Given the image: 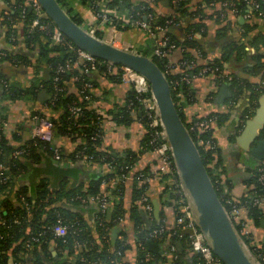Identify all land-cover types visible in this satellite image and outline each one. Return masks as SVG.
<instances>
[{"label": "trees", "instance_id": "16d2710c", "mask_svg": "<svg viewBox=\"0 0 264 264\" xmlns=\"http://www.w3.org/2000/svg\"><path fill=\"white\" fill-rule=\"evenodd\" d=\"M56 1L75 23L78 25L83 23V19L80 14L74 11L73 5L69 0ZM222 1L224 0H201L198 2L197 9L188 11V0H170L167 12L163 13L157 12L154 8V6L159 4L161 0H155L154 3L142 0H104V2H102V0H77V3L81 6L90 7L93 11L106 9L124 12L128 16L131 15V19H142L146 14H151V23L162 28L163 36L168 38L169 44H173L175 46V49L178 50V56L184 57L187 60L192 59V57H194L192 49L199 48L202 52V56L209 60L200 42L205 29V23L203 22L201 16L203 8H207L210 3L217 4ZM235 1L240 2L239 7L241 9H247V6L242 0ZM24 2V0H14L10 3L9 9L0 13V26L6 25L8 26V29H11L9 25L16 23L22 24L24 29L23 41L30 52L34 51V56L30 60V56L26 52L13 54L10 50H2L3 52H6V55L0 60L4 59L10 61L11 58L14 57V60L18 61L19 64L30 65L32 68L31 77L24 85L16 82H10L6 78L1 77L5 81L3 82L6 83V86L4 85L5 96L7 98L26 97L27 99L36 100L39 91L45 90L50 96V98L45 101L46 106H49L47 113H40L39 115L37 113H32V115H44L47 117L54 126L55 135L74 140H76L75 138H79L82 141L69 155H66L64 151L60 149L61 160L65 157L68 160H82L80 156H76L75 152L85 147L83 153L92 155L93 162H96L98 165L109 164L113 168V172L90 180L85 189L82 188L83 186H74L75 188L67 190V179L70 177V174L75 175V172L68 168L66 169L64 167H60L57 164V161L51 159L54 162L51 163L52 165L50 166L53 167L52 170L54 175H50L51 177H54L53 183L50 185L48 180L46 181V179L50 178L47 177L38 180L37 183L33 182L30 190L26 188V185H24L23 187L18 188L15 192L17 202H11L10 196L13 192L12 189L15 187L14 181L25 176L28 171H30L31 174H35L30 163L34 160H39L40 154L45 155V152L51 155V151L47 149L45 142L38 139H30L25 145L26 153H24L21 157H13L12 152L14 150V146H12L10 141L2 135L0 137V161L8 167V171L6 172L8 181L4 184L0 183V193L4 194V196L0 199V217L3 220V224H0V264H6V260L8 258L6 253L8 251L15 254L19 249V245L26 242L31 244H45L49 241H53L56 246H62L72 252L73 239H80L87 241L88 243L87 248L77 254L79 264H87L88 262L95 261H100L101 264H116V261H121L120 255L124 252L123 250L128 247L121 246L118 241L112 243L109 236L110 228L115 224L116 219L121 217L124 213L121 199L123 181H118L113 186L106 187V190H109L113 201L110 208L111 214L108 219L106 218V212L98 216L95 236H93L90 232L87 224L78 213L57 205L56 202L65 199L69 204L74 206L80 203V201L75 199L78 195L84 198L97 196L101 193L100 184L102 180H111L126 176L129 171L131 160L129 158L127 159L125 155L119 156L116 153L101 150L100 135L103 130L104 123L103 118L98 114L95 106L92 105L93 98L91 92L88 91L90 93V100H84L81 92L79 95L78 93L76 95L75 93L70 94L65 91L64 81L68 80L70 76L74 75L76 81L75 85L77 86V89L81 90L83 81L89 80V76L93 71L90 73H82L79 69H75L76 67H74L72 71L65 70L62 73H59L58 81H53V78L55 77V67L59 64L65 63L67 59H74L75 54L65 46L52 42L48 33L29 31L28 22L32 18V13L29 12L27 6L24 5ZM21 6L25 7L24 19L21 18ZM261 6L264 8V0L262 1ZM210 14L211 16L209 17L214 18L220 26L219 29H217V35L223 37L225 35V31L228 30L229 26H231V22L229 20L223 22L216 14L212 12ZM122 21L113 22L120 31L129 29L127 25H124V21ZM236 23H239V26L243 29L241 38L247 37L250 41L241 42V39L236 40L231 37V41L222 48V56L214 58L211 62L219 68H222L223 62L232 59L233 56L235 58L233 59L237 61L242 55L246 56L249 54V61L244 63L242 71L246 75L255 78V81H250L248 78L240 76L238 73H235L233 67H230L231 69L229 74L232 76V79L228 81L229 88L232 92V98H235L238 95L241 88H252L254 91V97L257 98L260 94L264 93V86L261 84L262 81H264V31L249 37V34L252 31L249 21L248 23H241L236 19ZM197 34L200 36L198 37ZM66 40L68 39L66 38ZM14 42L16 41L14 40ZM246 47L252 48V51L247 53L248 51L245 50ZM152 48V40L146 39L144 45L139 44L138 46H135V51L138 54L151 57L158 68L164 72V63L169 59H172L174 51L166 57L159 58L156 55L151 54ZM42 66L50 69V74L47 80H42V78L40 79V77H37L38 72H33L34 70L39 71ZM199 67L200 66H197L195 69H192V73L199 69ZM103 70L104 69L101 66L98 67V71ZM165 76L170 84V91L177 112L188 129L192 140L196 144L202 162L213 183L216 194L227 211L229 206L227 205L226 200L229 196H231L230 185H226V187L223 188L222 185H220L219 179L222 171H218L216 173V170H219V164H221L218 152L219 150L215 147H206L204 143L205 140H209L210 143H214L210 128L206 131H197L195 129L190 130V123L186 121L181 109L184 104H190L193 100H189L188 97L187 99L184 97L180 100V98L176 96V93L182 90L183 96L186 94L190 96L191 99H194V90L191 87L187 88L184 83L179 81V73H165ZM214 77L221 82L227 81L226 79L220 77L219 73H215ZM174 80H178V84L176 86H173ZM39 85H41V87H39ZM77 92H79V90H77ZM177 100H179V102H177ZM74 104L81 107L80 115L76 116L70 114L68 107ZM110 114L112 116V120H114L118 125L130 124L134 115L137 119H140L141 121L144 120L142 118V111L140 110V106L133 91H129L127 93L124 106L111 111ZM209 116H215V121L217 122L223 121V119L221 120L222 115L219 116L218 114H210ZM197 119L193 120L195 121ZM240 127L241 125H239V128ZM1 130L2 129L0 128V131ZM261 138H264V131L261 133ZM144 141H147L146 136H144ZM37 149L41 151L36 153L35 151ZM213 161L214 163L210 165ZM244 184L249 188L248 193L250 196L241 197L237 205L241 204L245 207L246 216H248L251 220L253 229H256L259 228L260 221L264 215L260 207L255 204L254 198L257 195L264 196V183L258 180L257 170L251 169L249 170L247 179L244 180ZM165 187H167L169 192L173 195L174 208L176 211V197L168 186L165 185ZM143 190L144 186L136 188L135 184H133L131 197L133 199L138 198ZM58 217H61L68 225L75 222V224L68 231L66 238H71L67 242H63L61 238L53 236V234L47 230V226L55 223ZM130 217L134 219L137 218L135 209L130 210ZM234 227L238 232H240V225L238 223H235ZM72 231L75 233L72 234ZM42 232L43 235L41 234ZM241 237L248 245H250V248L253 249L255 247L264 252V240L260 242V244L254 243V235L252 232L250 233V237H245L243 234ZM33 238H38L39 242H35ZM146 239H148V232L142 231L138 235L139 245L142 246V250L139 251L135 264H162L164 261L163 257L156 256L155 259L146 257V251L143 248V246L145 247ZM178 239L183 241L186 238L182 236L179 231L176 234L167 236V240L172 245H174L175 241ZM14 258L15 264H23V259H19L16 256ZM182 259L183 254L178 252L176 253V260L173 261L172 264H180Z\"/></svg>", "mask_w": 264, "mask_h": 264}, {"label": "crops", "instance_id": "0c3cea01", "mask_svg": "<svg viewBox=\"0 0 264 264\" xmlns=\"http://www.w3.org/2000/svg\"><path fill=\"white\" fill-rule=\"evenodd\" d=\"M13 1L14 0H0V13L8 10L10 3ZM69 1L72 3L74 11L80 14L83 22L89 23L90 12L88 8L79 5L77 0ZM142 1L151 2L150 0ZM163 1L164 0H161L159 4L154 6L155 10L159 13L167 12L170 0L167 3ZM200 1L201 0H188V11L197 9L198 2ZM102 2H104V0H102ZM209 16H211L210 12L206 8H203L201 17L205 23V29L200 42L209 60L222 56V48L231 41V37L236 40L241 39V42L250 41L247 37L241 38L243 29L242 32L239 33L241 27L236 21L231 23V26L225 31L223 37L218 36L217 29H219L220 26L214 18ZM236 19L241 23H248V21H244L239 17ZM123 23H125L124 25H127L129 29L120 31L122 40L134 47L139 44L144 45L146 39L143 37L141 30L131 26L125 21ZM249 24L252 28L249 37L263 32L264 16H253L249 20ZM9 26L11 29H8L6 25L0 26V51L10 50L13 54L26 52L31 60L34 56V51L30 52L23 41L24 29L22 24L16 23ZM197 36L199 37L200 35L197 34ZM14 40L16 42H14ZM245 50L249 53L252 51V48H245ZM4 53L6 54V52ZM248 55H242L237 61L234 60V56V59L226 60L223 62L224 71L229 73L230 67H233L235 73H238L244 78H248L250 81H255V78L246 75L242 71L244 63L249 61ZM176 56H178L177 49L174 50L172 57ZM14 59L13 57L10 61L4 59L0 60V119L4 122V125H2V135L14 146L13 152L25 147L26 143L31 139L30 130L33 126V121L31 119L32 113H39L43 110L46 107L45 101L50 98L49 96V98L39 99L40 93H47L45 90L39 91L36 100L27 99L26 97L7 98L5 96L4 89L6 83H4L5 81L1 77L21 85H24L31 77V66L19 64V62ZM45 69H48V72L44 75ZM75 69L78 68L76 67ZM33 72H38L37 77H40V79L47 80L50 69L42 66L39 71L34 70ZM214 76L213 74H207L196 76L192 79L191 88L194 90V99L192 98L193 101L190 104H184L181 111L188 123L193 122V119L200 117L204 118L210 114L222 115V122L214 121L210 126L211 136L214 140L213 144L214 147L219 150L218 152L221 159V164H219L221 167L219 166V170H216V173L222 171L219 178L220 185H222L223 188H225L226 185H230L231 196L227 199H231L237 204L241 197L250 196L248 193L249 188L244 184V180L247 179L249 170L256 169L260 164L264 163V158L257 160L252 157L249 152L250 150L245 149L238 143L236 137L239 135L242 125L244 126L245 120L251 118L260 108V99L264 93L255 98L252 88H241L238 95L232 98L229 82H221ZM89 81L92 83V103L98 114L103 118L104 123L100 135L101 150L110 151L119 156L125 155L127 159L129 158L131 160L129 171L123 180L121 199L124 213L121 216V220L118 222L116 221L109 230L110 240L113 230L117 229L114 242L118 241L121 246H128L123 250L124 252L122 255H120V263L135 264L139 251L142 250V246L139 245L138 235L142 231H147L149 233L155 227H162V238L146 239L145 247L143 246L146 251V257L155 259L156 256H160L164 258L162 264H172L173 261L176 260V253L181 252V254H183V259L180 264H201L198 255L190 249L185 239L183 241L181 239L176 240L174 243V250H170L172 244L167 240V236L178 232L174 199L163 182L157 155L144 141L145 135L140 121L135 115L128 125H118L112 120L110 112L124 106L127 93L131 91L130 87L117 80L114 75H107L102 71H93L89 76ZM75 83L74 75L70 76L68 80L64 81L65 91L70 94L75 93L76 95L78 93L79 95L80 89H77ZM223 86L227 87V90L223 89ZM39 87H41V85H39ZM77 90H79V92H77ZM43 111L47 113L48 110L45 108ZM238 125H241L240 129ZM75 139L76 140L55 135L56 145L60 147L66 155L71 154L82 142L79 138ZM255 144L256 142L253 145L250 143L248 148L254 147ZM40 151L41 150L37 149L35 152L37 153ZM23 154L24 153H21L18 156L21 157ZM51 159L52 155L45 152V155L40 154L39 160L31 161L32 163L30 164L35 174H31V172L28 171L25 176L14 181L15 187L12 189L13 192L10 196L11 202H17L15 192L24 185L30 190L33 182L37 183L38 180L47 177L50 179H46V181L48 180L50 185L53 183L54 177L51 176H53L54 173L50 166L52 165L51 163L54 162ZM1 162L2 161H0V164H3ZM212 163H214V161L211 162L210 165H212ZM57 164L60 167L68 168L75 172V175L70 174V177L67 179V190L75 188L74 186H83L82 188L85 189L90 180L102 176L108 171L96 162L82 160L74 161L68 160L66 157L58 161ZM140 173L145 174L147 179L142 180L141 177H139ZM133 184H135L136 188L144 186V190L139 197L134 199L131 197ZM141 195L147 196L151 206L150 210L146 209L141 202ZM3 196L4 194L0 193V199ZM56 204L70 208V211L72 208L75 209V211L72 212L78 213L81 216L90 232L95 236L96 224H98V213L93 203L86 201L72 206L65 199H62L57 201ZM239 205L242 207L241 217L245 219L250 231L254 235L253 242L260 244V242L264 240V227L259 224V228L253 229L251 220L246 216L245 207L241 204ZM131 209H135L137 220L130 217ZM110 214L108 216V211L106 212L107 219L110 217ZM149 242L156 245V248L155 246H149ZM6 254L8 255L6 264H15V256L19 259H23V264H79L77 253L73 252V250L70 252L62 246H56L53 241H49L45 244H31L26 242L19 245V249L15 254H12L11 251H8Z\"/></svg>", "mask_w": 264, "mask_h": 264}, {"label": "built area", "instance_id": "2783aa9c", "mask_svg": "<svg viewBox=\"0 0 264 264\" xmlns=\"http://www.w3.org/2000/svg\"><path fill=\"white\" fill-rule=\"evenodd\" d=\"M24 1V5L27 6L29 12L32 13V18L28 22L29 31L48 33L52 42L65 46L75 54L74 59H67L65 63L59 64L55 67V77L53 78L54 82L58 81V74L62 73L65 70L71 71L74 67H78V69L82 73H90L91 71H98V67L101 66L104 69L102 71L103 73L107 75H114L117 80L128 85L131 91L135 93V98L143 114L142 118L144 120H138L140 121L144 131V135L147 138L146 144L157 155L159 159L161 175L164 177L163 182L166 186L169 187V189L174 193L176 197L175 203L177 230L181 233L182 236L186 238L185 240H187L190 249L198 255L201 264H223L222 261L213 253L212 249L208 246L202 231L196 224L195 218L189 207L186 194L181 185L176 166L174 164L170 144L165 138L163 125L158 116L153 95L150 91V87L146 79L138 72L129 68L128 66L113 64L109 61L99 60L94 56L90 55L89 53L77 48L70 40H66V37L58 30V28L52 23V21L47 18L43 9L38 3V0ZM150 1L153 3L155 0ZM242 1L247 6L246 10L241 9L239 7L240 2H236L235 0H224L217 4L210 3L206 9L210 13L212 12L216 14L221 19V21L226 22V20H229L231 23L235 22L236 18L238 17L243 19L244 21H249L255 15L264 16V8L261 6L263 0ZM88 10L90 12V22H83L81 26L85 27L88 33L96 36L97 38L105 42L110 43L113 46L135 51L134 46L122 40L120 30L117 29L116 25L113 22L123 20L129 23L131 26L139 28L145 39L152 40V55H156L159 58L166 57L175 49V46L173 44L168 43V38L163 36L162 28L158 25L156 26L151 23V14H146L142 19H131V15L128 16L124 12H119L115 10L111 11L101 9L99 11H93L90 7L88 8ZM20 13L21 18L24 19V6H21ZM241 32L242 28H240L239 33ZM246 49H249V47H246ZM192 51L194 55L192 59L187 60L184 57L177 56L175 58L172 57V59L166 61L164 63V72L162 71L164 76L165 73H179V81L184 83L187 88L191 87V81L196 76H203L207 74L215 75V73H219L220 77L226 79L227 81H230L232 79V76L229 73L225 72L223 67L219 68L218 66L214 65L211 60H207L204 56H202V52L199 48H194L192 49ZM5 55L6 54L3 51H0V59ZM197 66H200L199 69L192 73V69H195ZM177 84L178 80H174L173 86H176ZM261 84L264 86V81H262ZM91 90L92 83L89 80H84L82 83V89L80 90V92L83 94L84 100H90V93L88 91L91 92ZM176 96L180 98V100L184 97L186 99L188 97L189 100H192L191 97L186 94H184L183 96L182 90L178 91L176 93ZM177 102H179V100H177ZM45 108L46 110H48L49 106H46ZM45 108L43 110H45ZM43 110H41L37 114H46V112ZM68 110L71 115L77 116L81 114V107L77 104L69 106ZM31 119L33 121V126L30 130L31 139H38L45 142L47 149L51 151L52 159L57 162L60 161L62 159L60 147H58L55 143V133L53 128L54 126L52 122L44 115H32ZM214 121L215 116H207L204 118H200L193 122H190L189 129H195L197 131H206L209 130L211 124ZM2 125H4V122H2V120L0 119L1 129ZM1 136L2 130L0 131V137ZM204 143L209 148L214 147V144L210 143L209 140H205ZM84 150L85 147L76 151V156H80L82 161H92V155L83 153ZM25 152L26 147H23L22 149L13 152L12 156L15 157ZM101 166L104 167L105 170H108L107 173L113 172V168L111 167V165L103 164ZM256 170L258 173V180L264 183V165L260 164ZM7 171L8 167L4 164H0V183L2 184L7 183L8 181V176L6 175ZM107 173H104L103 175ZM125 177L111 180L104 179L100 184V194H98L97 196H89L87 198L78 195L75 197V199L83 203L86 201L93 203L97 210L98 216L100 214H104L111 208L113 204L112 196L110 195L109 190H106V187L113 186L118 181H123ZM139 177H141L142 180L147 179V176L143 173H140ZM140 200L144 204L145 208L150 210L151 206L147 196L141 195ZM254 201L255 204L260 207L264 215V196L257 195L254 198ZM226 203L229 206V209L227 210L229 218L231 219L233 224L238 223L240 225L239 233L241 235L243 234L245 237H250L251 232L249 226L247 225L245 219L241 217L242 207L234 203V201H232L231 199H227ZM120 220L121 217H118L116 219L117 222ZM0 224H3V220L1 217ZM74 224L75 222L68 225L64 222L61 217H58L55 223L50 226H47V230H49L53 234V236L61 238L63 242H67L71 237L67 239L66 236L68 235V231ZM185 231H188L189 233H185ZM71 233L74 234L75 232L72 231ZM41 234L43 235V232ZM162 236V227L154 228L148 233V239H160L162 238ZM33 239L35 242H39L38 238ZM87 245V241H83L80 239L72 240L73 250L77 254L80 253L82 250L86 249ZM248 247L252 254L256 257V259L260 262V264H264V252L255 247L252 249L250 248V245H248ZM170 250H174V245L170 246ZM115 263L121 264L120 261H116ZM87 264L101 263L100 261H95L88 262Z\"/></svg>", "mask_w": 264, "mask_h": 264}, {"label": "water", "instance_id": "95a60500", "mask_svg": "<svg viewBox=\"0 0 264 264\" xmlns=\"http://www.w3.org/2000/svg\"><path fill=\"white\" fill-rule=\"evenodd\" d=\"M38 3L45 15L74 46L99 60L128 66L146 79L163 125L165 138L170 144L174 164L189 207L206 243L223 264H260L235 229L220 202L197 146L177 112L168 81L151 57L113 46L88 33L85 27L75 23L66 14L56 0H38ZM47 72L48 69H45L44 75ZM222 88L227 90L225 86ZM44 98H49V95L40 93L39 99ZM263 131L264 95L260 99V108L251 118L245 120L243 128L236 137V141L250 150L251 156L257 160L264 158V138L259 139L254 147L248 148V145L260 138ZM71 211L75 209L72 208ZM109 214L110 210L108 216ZM260 224L264 227V217ZM116 232L117 229L113 230L112 243ZM185 233L189 232L185 231ZM148 245L156 248L152 242Z\"/></svg>", "mask_w": 264, "mask_h": 264}, {"label": "flooded vegetation", "instance_id": "af4514ba", "mask_svg": "<svg viewBox=\"0 0 264 264\" xmlns=\"http://www.w3.org/2000/svg\"><path fill=\"white\" fill-rule=\"evenodd\" d=\"M238 128H239V125H238ZM243 128V125H242V127H241V129ZM240 129V128H239ZM241 131V130H240ZM259 139H263V138H261V135H260V138H258L256 141H253V143H251L252 145L255 143V142H257ZM261 163V162H260ZM257 169V168H256ZM109 210H111V209H109ZM108 210V211H109Z\"/></svg>", "mask_w": 264, "mask_h": 264}]
</instances>
